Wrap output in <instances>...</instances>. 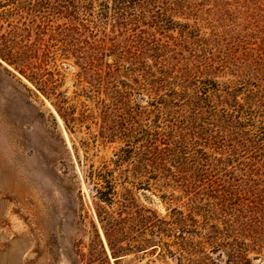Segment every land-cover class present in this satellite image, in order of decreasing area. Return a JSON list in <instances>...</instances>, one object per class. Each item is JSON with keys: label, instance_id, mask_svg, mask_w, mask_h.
Masks as SVG:
<instances>
[{"label": "rangeland", "instance_id": "374dc122", "mask_svg": "<svg viewBox=\"0 0 264 264\" xmlns=\"http://www.w3.org/2000/svg\"><path fill=\"white\" fill-rule=\"evenodd\" d=\"M230 13L177 14L183 27L162 35L150 26L142 30L161 46L158 56H176L198 71L209 65L202 81L233 86L242 111L248 103L254 109L245 117L264 121V20ZM52 17L40 25L12 3L0 5V44L9 49V56H0V264H228L227 248L221 253L213 222L205 220L214 200L189 198L174 180L166 194L156 190L148 161L153 154L142 147L154 142L165 157L173 149L185 147L190 155L202 147L213 158L218 150L203 141L209 134L197 127L191 135L185 105L150 106L130 89H136L130 78L108 82L110 73L116 76L108 72L114 56L85 73L58 43L72 35L67 22ZM104 27L110 40H122L113 20ZM232 165L239 166L226 168ZM192 205L199 209L185 239L166 232L165 247L153 248L159 242L151 215L176 222L174 209L188 215Z\"/></svg>", "mask_w": 264, "mask_h": 264}, {"label": "trees", "instance_id": "16d2710c", "mask_svg": "<svg viewBox=\"0 0 264 264\" xmlns=\"http://www.w3.org/2000/svg\"><path fill=\"white\" fill-rule=\"evenodd\" d=\"M32 1L0 0V5L12 3L17 7L18 13L26 14L38 22L47 19L50 22L53 20L52 15L63 16L67 22L65 30L72 35L65 36L58 43L63 47L62 51L66 52L64 56L75 58L85 73L101 67L100 63L105 57L114 56L113 63L108 64V72L111 69L115 70L116 76L113 77L110 73L108 82L112 84L113 80L119 82L121 76L130 78L136 86L134 89L128 85L130 89L136 90L137 95L147 98L150 106L185 105V110L192 118V121L188 122L191 135L197 127L209 134L210 139L203 138L204 146L211 144L218 150L217 155L213 158L208 157V153L202 147H195L196 149L189 155L183 152L185 147L181 150L179 146H175L181 151L173 149V152L165 157L156 143H146L142 147L149 149L153 154L152 159L148 161L153 165L150 174L155 181L154 188L164 194L167 189L173 190V183L176 182L177 189L189 198L206 196L214 200L205 220L206 223L213 222L211 227L218 235L216 244L221 253H224L223 248H227L228 264H254V261L264 259V121L245 117L250 116L247 114L249 108L254 109L250 107L252 104L248 103L247 111L245 109L242 111L245 105L239 101L237 94L239 91L233 86L216 81L209 83L202 81L201 74L209 70V65L203 71H198L194 66L190 67V63L184 59L176 56L169 58L158 56L155 50L161 46H156L155 41H149L147 33L142 30V26H150L162 35L174 28L183 27L180 22L174 20L177 14L193 16L215 12L231 15L230 11H233L237 13L235 17L238 19L261 17L264 20L263 1L228 0L225 3L219 0ZM211 1L219 3L215 6L209 5L210 9H205L206 3ZM23 2L31 5L25 6ZM97 2L100 3L98 6L100 12L95 11ZM45 4L48 7L43 6ZM102 9L109 10V13ZM106 20H113L119 28L117 32L121 33L122 40L119 37L110 40V35L104 31ZM39 24L41 25L40 22ZM259 24L260 20L256 22V25ZM38 30L49 31L45 28ZM136 31L139 33H134ZM254 32L255 34L257 32L256 35L260 34L256 26ZM126 33L129 34L128 37H124ZM100 34L103 38L99 36ZM108 41L111 42L110 45H107ZM171 51L176 55V50ZM6 55L9 56L8 47L0 44V56L5 58ZM25 70L28 69L25 67ZM99 70L102 71L101 68ZM121 73H125V76ZM105 78L102 75L99 81L103 83L106 81ZM193 81L196 83H192ZM208 128L213 130L209 131ZM204 132L199 131V137ZM240 156L247 159L246 162L239 160ZM233 163H238L239 166L232 165V168H226ZM172 168L180 170L174 172ZM176 179L179 181H175ZM163 198L166 199V195ZM191 202L195 200L191 199ZM198 209L197 205L190 206L187 209L188 215L174 209L172 216L179 218L176 222L162 219L155 213L151 215L153 218L151 224L155 229L153 236L158 240L155 242H159L153 248L165 247L163 236H166V232L173 233L177 240L183 241L191 228L189 224L195 221L194 215ZM252 254H255V257H251Z\"/></svg>", "mask_w": 264, "mask_h": 264}]
</instances>
